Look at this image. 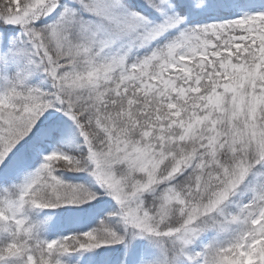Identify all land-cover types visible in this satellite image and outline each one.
Wrapping results in <instances>:
<instances>
[{
	"label": "snow or ice",
	"instance_id": "6c2138e0",
	"mask_svg": "<svg viewBox=\"0 0 264 264\" xmlns=\"http://www.w3.org/2000/svg\"><path fill=\"white\" fill-rule=\"evenodd\" d=\"M0 264H264V0H0Z\"/></svg>",
	"mask_w": 264,
	"mask_h": 264
},
{
	"label": "trees",
	"instance_id": "16d2710c",
	"mask_svg": "<svg viewBox=\"0 0 264 264\" xmlns=\"http://www.w3.org/2000/svg\"><path fill=\"white\" fill-rule=\"evenodd\" d=\"M74 174H68V178H73Z\"/></svg>",
	"mask_w": 264,
	"mask_h": 264
}]
</instances>
